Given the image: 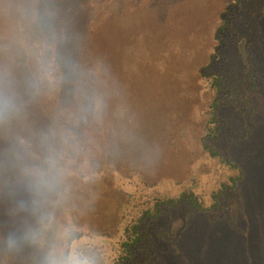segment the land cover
<instances>
[{"label":"rangeland","instance_id":"rangeland-1","mask_svg":"<svg viewBox=\"0 0 264 264\" xmlns=\"http://www.w3.org/2000/svg\"><path fill=\"white\" fill-rule=\"evenodd\" d=\"M101 1L97 0V3H101ZM233 1L142 0L138 5L132 4L134 6L126 12V14H134L133 11L137 9L141 11L140 18L133 20L137 30L134 33L135 36H132V40L136 41V44L132 42V48L140 53L145 47L144 55L151 54L152 49H156L157 46V52L163 55L162 51L164 50L165 54L170 56L169 67L164 71V75L161 73L154 76L146 75L142 83V90H145L148 96L145 97V101L161 102L166 111L156 113L151 110L144 113L145 116L141 117L136 125V131L141 128L143 130L140 139H137L138 133H130V138L125 139L126 148L124 151L113 153L120 155L119 160H113L112 164L120 170L122 175L128 177L126 179L118 175L124 182V184L122 182L124 187L121 186L122 184L117 185L111 177L108 179L109 176L107 175L103 180L98 178L97 184L100 187L97 191L92 192L89 189L90 185L79 189L83 194V200L81 198L77 202L74 214L75 224L93 236L94 239L90 237L93 248L90 247L89 251L94 261L97 262V255L94 252L96 244L98 253V250L104 248L103 245L107 246L108 242L117 240V237L110 238L107 235H102V233L114 234L118 221L129 213V209L125 211L122 209L130 206L129 201L132 199L130 200L123 194L122 188L125 191H133V195H137L136 189L140 180L137 176L131 178V174L138 168L137 164L142 166V170L139 168L141 172L146 171L148 173L147 176L150 179L144 175L145 180L156 186L154 189L161 194L178 195L179 191L183 189L201 190L200 193L204 194L203 204L205 208L209 209L201 214L202 217L205 215L210 219L224 217L227 220L234 218L233 216L229 217L234 210L228 206L224 208L223 202L217 203L211 196L212 179L215 178L213 172V168L216 166L215 162L211 164V167H208L211 171L208 175L203 176V179L200 178L196 183L189 179L190 171L193 170L191 168L202 166L201 163L207 162L205 159L207 153L206 151L202 152L200 146L201 137L209 133L207 126L212 119L216 122L220 114H223L224 116L236 117L237 130L244 128V131L253 126L256 130L246 140L247 142H242L241 146L234 150L239 154V158L242 157L243 162H241L248 169V178L244 183L247 197L249 196L244 211L248 219L246 218L240 228L231 227L228 223L207 224L205 220H202L191 234H186L184 239L186 241L184 244H180L177 254L168 256L161 254L162 262L153 258L151 264H264V261L257 262L255 256L256 253L257 256L264 257V38L262 40L257 39V42L252 46L256 41L254 40L250 47L248 38L244 37L245 33L242 34V37L225 44L219 51V58L215 61L212 59L208 63L207 69L200 70L199 76L197 73L198 67L206 63L204 55L209 54L215 47L216 43L212 37L215 38L220 11L225 7H231L234 10ZM116 6L120 9L122 5H114V9ZM125 11L119 18V20H123V24H126L124 23ZM148 20L160 25L162 29L168 25L170 27L164 29L168 30L163 34L160 33L157 36L151 34L147 38L145 32L149 29L148 23L150 21ZM260 25L264 30V14H261ZM141 27H144L145 30L142 31ZM153 35L155 37H152ZM121 39L122 42L127 41V44L130 42L125 37ZM242 44L245 55L242 52ZM238 65H245L253 71L258 85L255 92L249 94L248 83L240 80L242 73L240 78L235 76L234 73L237 71ZM220 73L224 77L221 89L212 85L214 81L212 75ZM234 85H237L239 89H235ZM111 88L114 90L113 92L120 91L122 96H130L132 93L128 84H119ZM135 90L137 92L134 85L131 101L136 106L137 100L133 98ZM241 94H243L244 99ZM249 98L253 104L251 106H249V102L242 101ZM217 99L220 102V109L218 114H214L213 117L212 112L215 113L213 108ZM126 101L127 99H122V102L112 100L106 109L113 111V105H118L125 113L127 112L126 107H124ZM236 106H239L243 111L237 110ZM144 110L146 108H139V111ZM139 111L134 110V114L132 111L134 118L139 115ZM119 114L122 115V113ZM197 116L199 119L201 118L199 124L196 123ZM114 117L113 115L109 119L111 122L109 124L110 126L112 124L115 129V125L119 126L121 119ZM206 120H208V124H206ZM251 122L253 123L251 124ZM103 127L105 128V123L97 129V140L103 138ZM228 131H231L230 128ZM175 136L180 138L177 139ZM163 138L171 139L169 145L172 147L175 145V149L170 151L163 143ZM115 139H119L118 135H115ZM210 143L212 141L207 139V144ZM220 144L222 145L220 148H223L220 149L221 152L224 153V150H228L227 141ZM99 145L100 143L97 142V153L100 152ZM218 145H215V150H218ZM217 160L221 162L219 157ZM168 177L170 178L165 179ZM107 179L109 182L105 183ZM178 180L184 182L182 183L183 189L176 184ZM205 181L206 184L203 185ZM177 213L178 215L173 219L175 229L173 237L177 236L184 222L182 213ZM168 219H170L168 216H164L152 227V233L159 242L161 240L158 238L161 239V237L158 235L157 238L156 234L168 225ZM114 244L116 248L119 246L116 242ZM166 244L160 245V247L166 246ZM153 248L156 247L153 246ZM13 255L18 256L14 259L17 264H28L26 254L13 253ZM114 256L112 255V257ZM248 259L251 261H247ZM113 260L111 264H113Z\"/></svg>","mask_w":264,"mask_h":264},{"label":"clouds","instance_id":"clouds-1","mask_svg":"<svg viewBox=\"0 0 264 264\" xmlns=\"http://www.w3.org/2000/svg\"><path fill=\"white\" fill-rule=\"evenodd\" d=\"M62 4L0 0V252L28 264H95L74 214L96 177L107 103Z\"/></svg>","mask_w":264,"mask_h":264},{"label":"trees","instance_id":"trees-1","mask_svg":"<svg viewBox=\"0 0 264 264\" xmlns=\"http://www.w3.org/2000/svg\"><path fill=\"white\" fill-rule=\"evenodd\" d=\"M139 2L141 3L142 0H102L101 3H97V0H63L62 14L67 21L69 32L73 37L77 57L89 68L99 71L100 79L104 84L103 91L107 107L110 106L112 100L122 102V99H127L126 105L124 106L127 111L125 113H123L124 111L118 105H113L114 112L111 109H106L103 138L97 140V131L95 133L96 141L100 143V152H98L99 162L97 163V159L94 161L96 177L92 182L81 185L77 189L76 205L81 198L83 200V194L79 189L82 187L86 188V186L90 185L89 189H91L92 192L97 191L100 187L99 184H97L98 178L103 180V178L108 175V179L111 177L115 180L117 185H121L123 182L118 175L128 179V177L122 175L120 170L112 164V161L117 160L120 155L113 153L115 151H124L126 148L125 139L127 140L130 138V133H138L136 136L138 137L137 139H140V134L143 133V130L141 128L136 131V125L138 120L145 116L144 113L151 110L156 113H163V111H166V108L161 102H146L145 97L148 96L145 90H142V83L146 75L154 76L159 73L164 75V71L169 67L170 56L165 54L164 50L162 51L163 55L157 52V46L156 49H152L151 54L147 53L144 55L143 50L145 47L140 53L138 50L132 48V42L136 44V41L132 40V36H135L134 33L137 30L133 20L134 18H140L139 14L141 11L137 9L133 11L135 12L134 14H126V12L134 6L132 4L138 5ZM117 4L119 6L122 5L120 9L117 6L116 9H114L113 6ZM232 5L234 10H232L231 7H225L220 11L219 25L215 32V38L212 37L216 43L215 47H213L209 54L204 55L206 63L198 67V76L201 69L205 70L209 67L208 63L212 59L215 61L219 58V51H221V48L228 42L242 37V34L244 35L245 33L244 37L248 38L249 46L251 47V43L254 40L256 41L252 46L257 42V39L262 40V38H264V30L260 25L261 14H264V0H234ZM124 11V23L126 24H123V20H119ZM148 21H150V23H148L149 29L145 32L147 38L148 35L151 34H156L155 36L160 33L163 34L168 30L164 29L170 27V25H168L162 29L160 25L152 22V20ZM141 29L142 31L145 30L144 27H141ZM171 32L173 33V30H171ZM155 36L153 35L152 37ZM123 37H125L128 42L130 41L129 44H127L126 40V42H122L121 38ZM240 65H238L237 71L234 74L237 78H240V74L242 73L240 80L248 83V92L251 94L255 92L258 87L254 73L247 66ZM144 71L145 74L143 75ZM212 76L214 77L212 85L221 89L223 87V75L220 73L213 74ZM119 84H128L130 87L129 90L132 92L131 95L122 96L120 91L113 92L114 90L111 87H115ZM134 85L135 89L137 88V92L135 90L133 97L137 100L136 106L131 101ZM234 88L239 89L237 85H234ZM241 96L244 99L243 94H241ZM249 99L242 101L249 102L248 104L251 106L253 104L251 98ZM139 108H146V110L139 111ZM219 109L220 102L217 99L213 108L215 113L212 112L213 117L214 114H218ZM236 109L241 112L243 111L239 106H236ZM134 110L139 111V115L135 118L132 115V111L134 114ZM119 113H122L123 117ZM113 115L116 119L117 117L121 119V122L119 121V126L115 125V129L112 124L111 126L109 124L111 123L109 119L113 117ZM201 117L203 116L201 115ZM235 118L220 114L216 122H214L213 119L210 123L206 120V124L209 123V126H207L209 133L201 137L200 146L202 152L206 151L207 153L206 157L204 155L207 162L201 163L202 166L199 164V167L191 168L193 170H191L189 174L190 181L196 183L197 180L210 173L211 169L209 170L208 167H211V164L215 162V169L212 167L215 178L212 179L213 187L210 189L211 196L217 203L223 202L224 208L228 206L231 210H234L229 216H233L234 218L232 220H227L224 217L219 219H210L207 215L202 217L201 214L209 209L205 208L203 204L204 194L200 193L201 190H184V185L182 184L184 182L178 180L176 184L183 189L179 191L178 195H172L170 193L161 194L154 189L156 186L145 180L144 175L147 176L148 173L146 171L144 172L145 174L141 172L139 168L142 170V166L137 164V170H134L131 174V178L137 176L140 180L137 184V195H133V191H125L122 188L123 194L130 200L132 199V201H129L130 206L126 209L123 207L122 209V211L129 209V213L118 221L116 224L117 229L114 234L108 235V233H102V235H107V237L110 238L117 237V240L108 242L107 246L103 245L104 248L98 250V253L97 244L95 245L94 252L97 255V262L94 261L95 264H111L112 259H114L113 264H151L153 258L154 260H158V262H162L160 259L162 256L161 254L165 256L177 254L180 244H184V241H186L184 240L186 234H191L202 220H205L207 224L220 225L228 223L231 227L238 228L244 224L247 218L244 211L249 197H247L244 188V183L248 178V169L244 167L242 157L239 158V154L236 151L234 152V150L239 148L242 142H247L246 140L251 137L256 130L254 126L244 131V128L237 130V121ZM200 119L197 116L196 123H200ZM252 123L253 122H251V124ZM228 128H230L231 131H228ZM115 135H118V140L115 139ZM175 138L178 139L180 137L175 136ZM207 139L212 141V143L207 144ZM170 140L163 138V143L172 151L175 149V145H173V147L169 145ZM175 141L174 139V142ZM224 141L228 142V150H224L225 152L223 153L220 150L223 149L220 148L222 147L220 143ZM215 145H218V150L214 149ZM118 148L119 150H117ZM217 157L220 158L222 163L217 160ZM147 178L150 179L148 176ZM169 178L170 177L165 179ZM108 179L105 183L109 182ZM123 184L121 186L124 187ZM205 184L206 181L203 185ZM177 212L182 213L184 222L177 236L173 237V232L175 231L173 219L178 215ZM164 216H168L170 219H168V225H166V227L164 226L160 232L156 234L157 238L158 235L161 237V239L158 238L161 240L159 242L152 233V227L155 222L160 221ZM77 229L78 231L86 233L84 228L77 227ZM86 234L93 238L89 233ZM115 242L119 245L117 248L115 247ZM165 243H167L166 246L160 247V245H164ZM153 246L156 248H153ZM167 246L168 248H166ZM91 248H93V243L91 244ZM112 255L115 256L112 257ZM255 256L257 262L264 261V257L257 256L256 253ZM17 257L18 256L13 255V253L5 254L0 252V264H17V262H14V259ZM247 261H251V259Z\"/></svg>","mask_w":264,"mask_h":264},{"label":"water","instance_id":"water-1","mask_svg":"<svg viewBox=\"0 0 264 264\" xmlns=\"http://www.w3.org/2000/svg\"><path fill=\"white\" fill-rule=\"evenodd\" d=\"M242 52H243V54L245 55V51H244V46H243V44H242Z\"/></svg>","mask_w":264,"mask_h":264}]
</instances>
